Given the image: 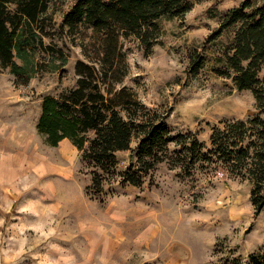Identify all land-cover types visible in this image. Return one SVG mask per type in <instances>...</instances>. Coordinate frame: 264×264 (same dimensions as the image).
Instances as JSON below:
<instances>
[{
  "label": "rangeland",
  "instance_id": "rangeland-1",
  "mask_svg": "<svg viewBox=\"0 0 264 264\" xmlns=\"http://www.w3.org/2000/svg\"><path fill=\"white\" fill-rule=\"evenodd\" d=\"M74 1L51 0L47 12L55 27L44 40L57 43L66 63L37 50L30 57L46 70L27 82L0 68V264H235L236 255L252 264V253L264 255V210L255 213L249 180L215 158L192 163L177 153L179 141L194 136L210 154L215 128L258 111L250 90H238L213 70L233 29L204 47L224 14L243 0H195L185 15L159 20L151 51L133 38L126 43L129 71L122 84L164 117L175 141L141 186L114 182L97 196L90 189L92 167L77 147L71 141L51 146L36 127L43 97L75 87V64L85 60L83 41L59 29ZM199 54L207 62L193 74ZM137 144L134 138L131 149L117 153L120 171ZM175 242L189 255L173 253Z\"/></svg>",
  "mask_w": 264,
  "mask_h": 264
},
{
  "label": "trees",
  "instance_id": "trees-1",
  "mask_svg": "<svg viewBox=\"0 0 264 264\" xmlns=\"http://www.w3.org/2000/svg\"><path fill=\"white\" fill-rule=\"evenodd\" d=\"M195 0H75L64 14L59 29L83 41L85 60L75 64L76 86L58 95L44 96L37 130L51 146L69 139L92 167L90 189L97 196L107 184L141 186L147 175L167 158L175 141L164 117H156L123 81L128 74L127 42L136 39L151 51L158 42L162 17L185 15ZM51 0H0V68H10L25 82L44 71L33 62L35 52L67 57L57 43H46L55 27L47 15ZM233 29L230 43L213 67L219 76L232 79L238 90H250L258 111L248 120L228 121L211 134V155L196 137L179 141L177 153L194 163L201 159L222 162L251 183L255 213L264 210V0H243L229 9L219 26L205 40L214 42ZM85 42V43H84ZM19 58L23 64L16 61ZM204 54L193 58L191 72L204 67ZM57 67H51L49 71ZM29 83H26L28 85ZM180 136H184L180 134ZM130 164L118 169L117 153L131 149ZM262 253L250 255L252 264H263ZM242 257L235 256V264Z\"/></svg>",
  "mask_w": 264,
  "mask_h": 264
},
{
  "label": "water",
  "instance_id": "water-1",
  "mask_svg": "<svg viewBox=\"0 0 264 264\" xmlns=\"http://www.w3.org/2000/svg\"><path fill=\"white\" fill-rule=\"evenodd\" d=\"M170 250L173 252V253H176L177 255H181L183 257V255H189V250L184 246L182 245L181 243H178V242H175L173 243L171 246H170ZM183 255H182V254ZM188 257V256H187Z\"/></svg>",
  "mask_w": 264,
  "mask_h": 264
},
{
  "label": "crops",
  "instance_id": "crops-1",
  "mask_svg": "<svg viewBox=\"0 0 264 264\" xmlns=\"http://www.w3.org/2000/svg\"><path fill=\"white\" fill-rule=\"evenodd\" d=\"M40 111H41V104H40ZM39 116H40V114H39ZM38 119H39V117H38ZM38 119H37V122H38ZM36 127H37V124H36ZM68 141H70L69 139H64V140H62L60 143H62V142H68Z\"/></svg>",
  "mask_w": 264,
  "mask_h": 264
},
{
  "label": "built area",
  "instance_id": "built-area-1",
  "mask_svg": "<svg viewBox=\"0 0 264 264\" xmlns=\"http://www.w3.org/2000/svg\"><path fill=\"white\" fill-rule=\"evenodd\" d=\"M219 174H221V175L223 176V175H225V172H224V171H222V172H220Z\"/></svg>",
  "mask_w": 264,
  "mask_h": 264
}]
</instances>
